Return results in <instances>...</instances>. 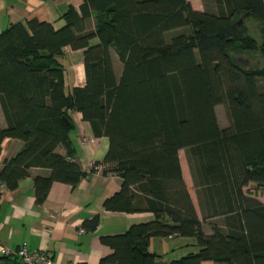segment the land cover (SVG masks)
I'll return each mask as SVG.
<instances>
[{"label": "trees", "instance_id": "16d2710c", "mask_svg": "<svg viewBox=\"0 0 264 264\" xmlns=\"http://www.w3.org/2000/svg\"><path fill=\"white\" fill-rule=\"evenodd\" d=\"M212 1L214 8L198 10L189 0H84L80 11L71 5L61 15V26L33 17L0 32V155L6 137L23 141L4 158L0 184L13 189L31 168H50L34 178L42 202L53 181L74 185L87 174L72 158L69 110L76 109L110 140L89 171L103 165L104 173L122 177L104 207L155 215L103 236L112 252L99 264H165L150 239L173 235L195 236L199 248L166 264H264V201L245 189L250 182L264 187V0ZM186 26L191 31L167 40L168 30ZM66 46L84 53L86 82L70 92L61 60ZM220 103L228 107L227 126L219 122ZM182 148L203 219L183 175ZM98 222L96 216L86 225Z\"/></svg>", "mask_w": 264, "mask_h": 264}, {"label": "crops", "instance_id": "0c3cea01", "mask_svg": "<svg viewBox=\"0 0 264 264\" xmlns=\"http://www.w3.org/2000/svg\"><path fill=\"white\" fill-rule=\"evenodd\" d=\"M189 1L198 10L214 8L212 0ZM83 2L84 0H0V32L13 22H26L33 17L52 21L57 27L61 26L65 23L61 15L71 5L80 11ZM91 27L94 26L91 24ZM61 60L66 68L67 92L75 85H84L86 76L83 49L66 46ZM113 60L116 70L118 56L115 52ZM69 113L74 122L70 131L74 149L72 158L88 173L74 185L59 180L53 181L47 197L42 202L37 201L34 178L37 175H49L50 168L33 167L30 174L22 178L16 188L4 186L0 196V243L12 250L22 244L47 250L52 254L53 264H99L103 256L112 252V247L102 241L103 236L124 232L131 224L150 221L155 215L152 211L127 212L108 210L104 207L105 199L121 188L122 177L115 171L104 173L103 165L96 171L89 170L94 161L103 160L106 156L110 145L109 137L96 135L91 122L83 117L81 111L70 109ZM0 124L6 125L1 104ZM22 145L23 141L18 138L6 137L3 140L0 169L4 158L16 153ZM57 150L67 154L68 148L65 144H60ZM180 160L186 184L198 214L203 219L188 159H182L180 154ZM96 216H99V222L94 229H90L86 222ZM81 227L86 230L81 231ZM203 227L206 233L212 232L209 221H204ZM178 236H153L149 247L161 254L159 259L166 264L171 259L165 258V255L170 251L169 248H173V239ZM0 256V264H15L14 252L0 253Z\"/></svg>", "mask_w": 264, "mask_h": 264}, {"label": "rangeland", "instance_id": "374dc122", "mask_svg": "<svg viewBox=\"0 0 264 264\" xmlns=\"http://www.w3.org/2000/svg\"><path fill=\"white\" fill-rule=\"evenodd\" d=\"M257 20L255 18H250L247 20V24L250 27V32L253 36L257 37L258 39L260 38V32L258 29L257 25ZM94 21L92 22L93 25ZM191 31L189 26L186 27H177L170 29L166 32V38L167 40H171L173 36L181 33L182 31ZM255 57L259 56V52H254ZM247 56V55H245ZM248 57V56H247ZM250 58V57H249ZM121 66H120V65ZM122 62L118 57V63H117V69L116 72L118 75H120L121 69H122ZM217 110V115L219 118V122L222 126H227L230 124V117L228 113V107L226 103H220L216 106ZM182 159L186 160L188 159V151L186 148H182L180 151ZM248 191H251L252 193L257 194V196L261 199L264 200V187L258 186L256 183L250 182L248 186L245 187ZM175 242V245L172 246L173 248H169L170 251L168 254L165 255V258L168 259H173V258H178L181 257L182 255L187 254L190 251H197L199 248V245L197 244V239L195 236H185V235H179L177 239H173ZM167 253V251L165 252Z\"/></svg>", "mask_w": 264, "mask_h": 264}, {"label": "built area", "instance_id": "2783aa9c", "mask_svg": "<svg viewBox=\"0 0 264 264\" xmlns=\"http://www.w3.org/2000/svg\"><path fill=\"white\" fill-rule=\"evenodd\" d=\"M1 189L4 187L0 184ZM81 231H85L84 227L80 228ZM14 252L17 260L15 264H53V257L47 250L38 248H31L27 244H22L15 250H12L8 246L0 243V253L8 254Z\"/></svg>", "mask_w": 264, "mask_h": 264}, {"label": "water", "instance_id": "95a60500", "mask_svg": "<svg viewBox=\"0 0 264 264\" xmlns=\"http://www.w3.org/2000/svg\"><path fill=\"white\" fill-rule=\"evenodd\" d=\"M243 21V17H241L236 23H241ZM237 59L246 64V65H249L251 63V59L247 56H243V55H238L237 56ZM63 120L68 123V124H71V121L68 119L67 116H63Z\"/></svg>", "mask_w": 264, "mask_h": 264}]
</instances>
